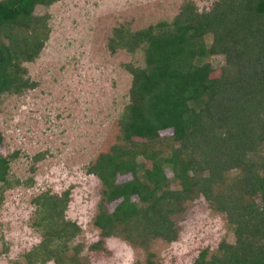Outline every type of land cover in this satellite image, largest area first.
<instances>
[{
	"label": "trees",
	"instance_id": "obj_1",
	"mask_svg": "<svg viewBox=\"0 0 264 264\" xmlns=\"http://www.w3.org/2000/svg\"><path fill=\"white\" fill-rule=\"evenodd\" d=\"M54 1L0 0V37L7 40L0 39V94L35 87L21 63L33 60L48 36L46 18L35 16L34 7ZM171 28L155 33L152 26L137 31L119 26L108 38L112 51L132 52L147 42L146 66L125 65L132 79L119 120L120 143L99 154L88 169L103 185L94 224L101 238L120 227L128 239L171 242L178 237L171 216L183 211L185 201L202 196L226 214L236 241L220 244V255L208 259L207 249L201 250L193 264H264V157L254 158L264 142V0H217L202 12L188 3ZM208 34L212 42L206 45L203 37ZM216 53L239 67L228 70L230 75L209 76L208 63L198 65L195 60ZM166 130L168 134H161ZM153 141L164 142L169 152L147 150L145 143ZM139 155L151 166L138 162ZM8 163L9 158L0 155V201L2 189L10 187ZM233 169L239 172L228 184L226 174ZM126 174L131 178L117 181ZM171 180L179 187H169ZM33 201L43 214L41 221L50 226L35 248L41 250L26 257L30 263H45L59 253L58 246H49L51 239L74 235L78 227L62 220L66 193L45 192ZM115 201L114 210L107 212L105 204Z\"/></svg>",
	"mask_w": 264,
	"mask_h": 264
},
{
	"label": "rangeland",
	"instance_id": "obj_2",
	"mask_svg": "<svg viewBox=\"0 0 264 264\" xmlns=\"http://www.w3.org/2000/svg\"><path fill=\"white\" fill-rule=\"evenodd\" d=\"M216 1L56 0L34 7L35 16L46 18L48 36L34 59L21 66L36 85L19 94H0V155L9 158L10 184L2 189L0 201V264H193L201 250L207 249L208 259L220 255V244L235 243L234 226L226 214L213 209L202 196L185 201L183 211L171 216L178 230L174 241L128 239L120 227L101 238L94 217L100 211L103 185L88 171L99 154L119 142V120L129 102L132 79L125 65L146 66L147 42L132 52L123 48L112 51L107 43L113 29L121 26L137 31L152 26L158 33L166 27L172 29L173 18L186 4L192 3L202 12ZM211 42V34L203 37L206 45ZM195 63H208L209 76L230 75L239 67V63L228 64L224 53L207 54ZM260 64L257 61V68ZM163 144L153 141L145 143V148L169 152ZM257 148L254 158L260 160L264 142ZM137 161L151 166L143 156ZM164 169L172 179L170 167L165 164ZM238 172L229 171L226 182L230 184ZM130 178L126 174L117 181ZM2 183L0 180V186ZM169 187L179 184L171 180ZM45 192L67 194L62 220L78 229L74 235L51 239L49 246H58L57 255L45 263H30L26 254L36 250L50 226L41 221L43 214L33 201ZM253 200L259 201L257 196ZM116 203L105 204L107 212Z\"/></svg>",
	"mask_w": 264,
	"mask_h": 264
}]
</instances>
